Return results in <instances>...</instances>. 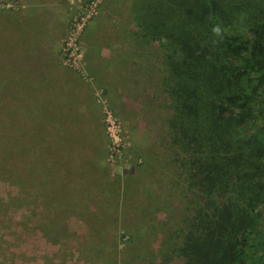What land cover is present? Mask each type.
I'll return each instance as SVG.
<instances>
[{"label":"rangeland","instance_id":"1","mask_svg":"<svg viewBox=\"0 0 264 264\" xmlns=\"http://www.w3.org/2000/svg\"><path fill=\"white\" fill-rule=\"evenodd\" d=\"M132 1L0 0V264H121L127 235L119 230L117 247L102 251L84 231L80 212L102 201L99 186L82 176L90 199L77 216L65 197L81 177L57 192L62 177L51 164L77 147L89 160L102 154L108 178L152 201L149 223L159 229L145 226L134 264L178 228L183 155L166 134L157 44L129 53Z\"/></svg>","mask_w":264,"mask_h":264},{"label":"trees","instance_id":"2","mask_svg":"<svg viewBox=\"0 0 264 264\" xmlns=\"http://www.w3.org/2000/svg\"><path fill=\"white\" fill-rule=\"evenodd\" d=\"M251 10L257 13L244 16L246 35L212 44L209 17L235 32L240 12ZM129 15L135 28L129 53L157 44V93L167 98L166 134L183 155L184 176L178 228L148 250V261L136 264L173 258L180 264H264V0H133ZM67 155L72 159L62 155L51 164L52 177H62L57 192L81 177L76 193L65 197L77 216L90 199L81 189L87 174L86 185L94 184L95 192L98 185L102 201L90 199V208L80 212L84 231L104 251L108 243L117 247L120 230L121 240L128 236L120 263L134 264L137 244L146 239L140 233L148 224L150 231L159 229L149 223L152 201L129 182L120 188L117 178H108L102 154L89 160L77 147Z\"/></svg>","mask_w":264,"mask_h":264},{"label":"clouds","instance_id":"3","mask_svg":"<svg viewBox=\"0 0 264 264\" xmlns=\"http://www.w3.org/2000/svg\"><path fill=\"white\" fill-rule=\"evenodd\" d=\"M209 20L212 23L210 31H211L212 36L214 37V39L212 40L213 45L223 43L226 36L228 35H233V34L246 35L247 34L244 14H241L240 17L238 18L237 23L233 25L235 32L225 27L222 24V22L217 21L216 18L214 17H209Z\"/></svg>","mask_w":264,"mask_h":264}]
</instances>
